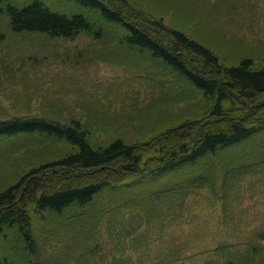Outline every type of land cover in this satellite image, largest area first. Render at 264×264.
Wrapping results in <instances>:
<instances>
[{"label":"rangeland","instance_id":"rangeland-1","mask_svg":"<svg viewBox=\"0 0 264 264\" xmlns=\"http://www.w3.org/2000/svg\"><path fill=\"white\" fill-rule=\"evenodd\" d=\"M14 1L24 4L30 0ZM41 1L53 10H80L69 0ZM105 1L123 9L140 27V19L161 18L164 25L210 48L224 64L251 56L255 67L264 65V0ZM199 98L196 90L158 61L125 53L116 40L108 44L86 32L73 38L35 31L16 33L0 6V119L74 116L87 121L91 141L108 142L120 135L138 142L143 134L197 112ZM3 141L0 189L59 148L47 144L52 147L42 154L40 141ZM231 146L242 159L252 148L257 155L250 161H259L264 156V130ZM209 167L202 159L175 173L133 177L125 189L103 190L94 198L97 204L83 211L87 218L78 228L79 235L73 208L61 215L32 213L31 250L0 240L4 249L0 264H264V162L253 165L256 170L250 174L223 181H211L208 176L205 185L196 183L188 193L189 187L183 185L168 202L150 201L142 195L137 208L155 211L148 218L144 210L125 214L118 207L112 211L102 208L107 200L123 196L124 190L132 193L141 185L161 196L166 183L181 182L195 173L209 174ZM58 222L63 225L53 228ZM77 236L89 239L84 252L79 251Z\"/></svg>","mask_w":264,"mask_h":264},{"label":"trees","instance_id":"trees-1","mask_svg":"<svg viewBox=\"0 0 264 264\" xmlns=\"http://www.w3.org/2000/svg\"><path fill=\"white\" fill-rule=\"evenodd\" d=\"M69 1L80 8V12L53 10L41 0L24 4L0 0V6L16 33L35 31L50 37L73 38L86 32L108 44L116 40L125 53H138L158 61L197 91L200 109L162 129L156 128L150 135L143 134L138 142L127 141L120 135L108 142L91 141L90 127L80 117L0 119L1 141L37 140L41 142L42 154L52 147L47 144L59 146L53 155L42 157L15 182L0 189V240L25 246L28 251L33 240L32 213L61 215L73 208L72 215L76 219L73 224L79 235L78 228L86 224L83 211L97 204L94 198L105 189L117 186L125 189L133 183V177L146 179L161 173H175L202 159L209 162L212 173L197 170L195 172L200 174L195 173L172 185V182L166 183L161 189L165 194L161 196L147 185L132 189L137 195L124 190L123 196L107 200L102 208L112 211L118 207L125 214L136 209L142 211L144 209L137 208L142 195L150 201L168 202L183 185L189 187L188 193L196 183L205 185L208 176L211 181H223L221 178L250 174L256 170L253 165L264 162V156L259 161H250L257 155L252 148L246 150L248 156L242 159L238 158L235 147H230L264 130V65L255 67L251 56H243L235 64H224L210 48L182 30L164 25L161 18L155 21L140 19L142 28L129 20L123 9L105 0ZM133 19L137 21L136 17ZM144 211L147 218L148 214L155 213ZM99 213H103L101 208ZM62 225L63 222H58L53 228ZM76 239L80 243L79 251L84 252L89 239L82 236Z\"/></svg>","mask_w":264,"mask_h":264}]
</instances>
